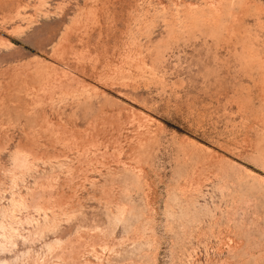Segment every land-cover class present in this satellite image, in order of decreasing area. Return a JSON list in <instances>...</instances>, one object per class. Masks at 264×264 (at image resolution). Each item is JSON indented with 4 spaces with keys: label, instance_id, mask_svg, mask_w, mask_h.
Segmentation results:
<instances>
[{
    "label": "rangeland",
    "instance_id": "obj_1",
    "mask_svg": "<svg viewBox=\"0 0 264 264\" xmlns=\"http://www.w3.org/2000/svg\"><path fill=\"white\" fill-rule=\"evenodd\" d=\"M0 264H264V0H0Z\"/></svg>",
    "mask_w": 264,
    "mask_h": 264
}]
</instances>
